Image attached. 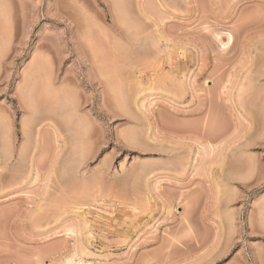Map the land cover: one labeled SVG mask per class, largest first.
Returning a JSON list of instances; mask_svg holds the SVG:
<instances>
[{"label": "rangeland", "instance_id": "374dc122", "mask_svg": "<svg viewBox=\"0 0 264 264\" xmlns=\"http://www.w3.org/2000/svg\"><path fill=\"white\" fill-rule=\"evenodd\" d=\"M72 257L264 264V0H0V264Z\"/></svg>", "mask_w": 264, "mask_h": 264}, {"label": "bare ground", "instance_id": "6f19581e", "mask_svg": "<svg viewBox=\"0 0 264 264\" xmlns=\"http://www.w3.org/2000/svg\"><path fill=\"white\" fill-rule=\"evenodd\" d=\"M143 32H144V31H143ZM227 33H228V32H227ZM134 35H135V34H134ZM143 37H144V36H143ZM217 37H218V36H217ZM228 37H229V40L232 39V38H233L232 33L229 32V33H228ZM150 39H151V38H150ZM148 40H149V39H148ZM229 42H230V41H229ZM262 43H263V42H262ZM154 45H155V44H154ZM227 45H228V44H227ZM262 74H263V73H262ZM38 132H39V131H38ZM38 135H39V133H38ZM40 137H41V132H40ZM3 144H4V143H3ZM5 149H7V148H5ZM5 151H6V150H5ZM71 161H72V160H71ZM81 161H82V160H81ZM73 162L76 163L77 161L74 160ZM18 164H20V163H18ZM21 164H22V163H21ZM16 166H17V165H16ZM70 167H71V166H69V168H70ZM73 167H74V166H73ZM75 167H76V166H75ZM71 168H72V167H71ZM71 168H70V169H71ZM19 169H20V167H19ZM73 169H74V168H73ZM73 169H72V170H73ZM68 171H70V170H67V172H68ZM70 173H71V172H70ZM73 174H74V173H73ZM72 176H73V175H72ZM169 212H170V211H169ZM70 231L73 232L72 229H71ZM81 249H82V248H81ZM82 250H83V249H82ZM82 250H81V251H82ZM73 254H74V253H73ZM75 255H76V254H75ZM70 256H71V255H70ZM74 259H75L74 257H72V258L70 259L71 262H72L73 264H84V262H83L82 260H81L80 262H78V263H77V262L75 263V260H74Z\"/></svg>", "mask_w": 264, "mask_h": 264}]
</instances>
